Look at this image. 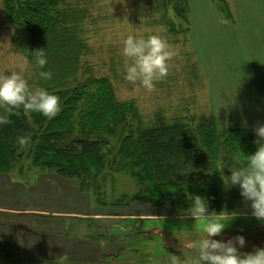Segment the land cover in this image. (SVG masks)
<instances>
[{
	"label": "rangeland",
	"instance_id": "obj_1",
	"mask_svg": "<svg viewBox=\"0 0 264 264\" xmlns=\"http://www.w3.org/2000/svg\"><path fill=\"white\" fill-rule=\"evenodd\" d=\"M71 2L84 17L89 45L81 59L85 76L109 77L118 99L132 100L145 126L194 118L197 125L212 115L220 126L255 129L264 123V66L259 61L264 53V0H188V21L173 16L179 31H169L152 0ZM151 34L166 37L176 55L167 77L147 90L124 78L122 49L127 35ZM241 48L246 51L236 56L239 62L256 56L251 72L236 70L243 64L237 65L235 59ZM11 70L22 71L30 86H38L34 64L20 49L16 28L0 0V74ZM6 151L7 146L0 154ZM27 156L12 158L10 167L0 170V264H153L168 252L194 254L186 244L195 239V221L181 219L180 209L140 200L124 207L112 203L137 193V182L128 170L113 169L83 190L81 179L41 169ZM229 195L232 207L225 214L239 215L226 229L248 230L256 222L250 202ZM102 198L105 205L99 203ZM198 223L202 233L204 222ZM238 233L246 242L247 238L255 242L244 250L261 247L264 237L243 231L214 238Z\"/></svg>",
	"mask_w": 264,
	"mask_h": 264
},
{
	"label": "trees",
	"instance_id": "obj_2",
	"mask_svg": "<svg viewBox=\"0 0 264 264\" xmlns=\"http://www.w3.org/2000/svg\"><path fill=\"white\" fill-rule=\"evenodd\" d=\"M71 1L3 0L20 49L32 64L30 51L46 49L44 70H50L53 78L40 80V69L34 65L38 86L60 98L61 111L48 119L22 108L13 110L9 122L0 126V153L7 146L0 154V170L9 168L12 158L29 155L35 166L55 170L67 179H81L80 188L89 190L113 169L121 168L131 173L138 190L135 196L123 195L120 201H113L116 206L140 200L182 210L190 206L185 197L190 192L207 196L210 210L230 209L229 194L242 197L238 187L224 188L218 169L244 164L242 151L250 154L256 150L253 129L220 126L214 115L202 117L197 125L194 118L145 126L134 102L118 99L109 77L85 76L88 72L81 59L88 54L89 45L83 32L84 17ZM153 1L169 31L180 30L173 16L188 21V0ZM180 26L183 31L182 23ZM23 134L31 137L26 148L16 142ZM234 155L239 156L238 161L232 159ZM223 171L230 175L229 168ZM99 203L105 205L103 198Z\"/></svg>",
	"mask_w": 264,
	"mask_h": 264
},
{
	"label": "clouds",
	"instance_id": "obj_3",
	"mask_svg": "<svg viewBox=\"0 0 264 264\" xmlns=\"http://www.w3.org/2000/svg\"><path fill=\"white\" fill-rule=\"evenodd\" d=\"M33 63L40 69L38 75L42 81H50L53 73L44 70L48 63L46 49L38 48L30 51ZM122 55L124 57V78L132 83L137 82L147 90H152L157 81L163 80L169 73V63L176 55L166 37L158 34L145 36L127 35L123 40ZM0 126L9 122V116L15 109L25 112L40 113L52 119L61 111L60 98L44 86H30L28 78L22 71L11 70L0 74ZM245 125L247 121L244 122ZM256 150L245 156V162L239 167H230V175H225L224 168L218 169L225 189L238 187L245 203H249L251 215L264 224V123L255 128ZM31 141L27 134L18 135L16 142L20 148H26ZM238 161L239 156H233ZM189 202L187 209L181 210V219L191 217L195 224L192 232L195 239L190 248L193 255H182L168 252V255L157 258L153 264H264V247L253 251H242L246 245V237L238 234L227 239H215L221 236L238 212L210 210V200L207 196L186 192ZM200 221H203L201 233Z\"/></svg>",
	"mask_w": 264,
	"mask_h": 264
},
{
	"label": "crops",
	"instance_id": "obj_4",
	"mask_svg": "<svg viewBox=\"0 0 264 264\" xmlns=\"http://www.w3.org/2000/svg\"><path fill=\"white\" fill-rule=\"evenodd\" d=\"M258 35H260V34H258ZM242 51H246V49L245 48L238 49L237 52L235 53V57L237 55H239V54H242L241 53ZM248 57H250L252 60L249 61V60L243 59V58L239 59L240 62H242L243 64H241L238 61L237 57L235 58L236 59V63L239 62L240 63V66H241L240 68L236 67V70L237 71H241V72H243V71H245V72H247V71L251 72L252 71L253 67L250 65L251 64L250 62L253 63V61H255V59H256V56L248 55ZM259 61L262 64V66H264V53L261 54V59ZM237 65H238V63H237ZM250 77H251L250 79L253 78V76H250ZM253 129H254V127H253ZM254 131H255V129H254ZM238 231L246 232L247 234H249V236H253V238L256 235H261L262 237H264V224H262L261 222H259V221L256 220V222L253 223V225L248 230L247 229L229 228V229H225L224 232L221 235H226L225 233H227V234L230 235L231 232H235L236 233ZM247 239H248V242H246V245H245L244 248L250 246L252 243H255L251 238H247ZM191 243H192V241L189 244H186V245L190 246ZM261 247H264V238H263V242L261 243ZM242 251H246V250L242 249Z\"/></svg>",
	"mask_w": 264,
	"mask_h": 264
}]
</instances>
